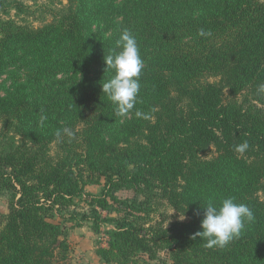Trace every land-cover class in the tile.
<instances>
[{
    "label": "trees",
    "instance_id": "obj_1",
    "mask_svg": "<svg viewBox=\"0 0 264 264\" xmlns=\"http://www.w3.org/2000/svg\"><path fill=\"white\" fill-rule=\"evenodd\" d=\"M33 13L0 0V75L23 71L0 93V191L15 192L0 264H71L66 231L50 218L85 194L89 174L112 195L135 189L141 207L161 202L186 217H123L100 250L106 260L168 249L172 264H264V0H67L38 26ZM125 28L144 67L135 109L115 117L104 54ZM228 197L254 221L224 248L192 239L195 210Z\"/></svg>",
    "mask_w": 264,
    "mask_h": 264
},
{
    "label": "rangeland",
    "instance_id": "obj_2",
    "mask_svg": "<svg viewBox=\"0 0 264 264\" xmlns=\"http://www.w3.org/2000/svg\"><path fill=\"white\" fill-rule=\"evenodd\" d=\"M24 2L34 9L31 18L27 20L38 26L50 21L54 12L66 4L67 0ZM11 13L14 14L13 10ZM20 80H23L22 69L17 66L10 67L0 75V93L5 95ZM258 105L264 109V102ZM83 185L85 194L71 199L69 205L56 206L50 218L51 221L62 225L66 231L71 264H118L116 261L106 260L100 250L109 248V232L115 230L125 216H142L153 223L162 221L164 224L181 220L180 217H183L161 202H153L150 207H141L140 203L145 198L135 189L120 188L114 195L106 192V180L98 174L86 175ZM14 196L15 192L6 187L0 191V224L4 223L9 213L10 202ZM261 196L264 197V194ZM185 219L186 217L183 220ZM129 264H172V261L169 250L162 249L155 258L141 254Z\"/></svg>",
    "mask_w": 264,
    "mask_h": 264
},
{
    "label": "clouds",
    "instance_id": "obj_3",
    "mask_svg": "<svg viewBox=\"0 0 264 264\" xmlns=\"http://www.w3.org/2000/svg\"><path fill=\"white\" fill-rule=\"evenodd\" d=\"M201 30L200 35H204ZM105 71L111 73L109 79L103 82L102 93L114 105L115 117H127L138 102V94L141 90L140 76L144 67V61L140 54V49L136 36L127 28L120 32L115 40V47L110 49L109 54H104ZM260 90H264V84L260 85ZM137 118L148 119L146 113L135 110ZM41 118V125L44 123ZM69 136L72 133L65 128L63 130ZM60 135V132H57ZM247 143L237 145L238 152L247 149ZM199 230L192 234V239L197 237L204 241L207 248H224L231 241L240 237L246 224L254 221L252 210L243 203L235 202L234 198H224L219 205L209 200L204 206L195 210L196 215H201ZM185 217H180L183 220Z\"/></svg>",
    "mask_w": 264,
    "mask_h": 264
}]
</instances>
